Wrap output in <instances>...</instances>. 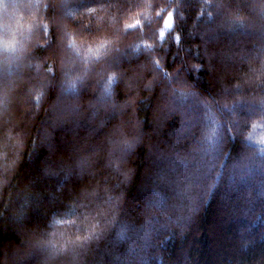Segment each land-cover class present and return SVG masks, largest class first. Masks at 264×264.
I'll return each instance as SVG.
<instances>
[{
	"label": "trees",
	"instance_id": "16d2710c",
	"mask_svg": "<svg viewBox=\"0 0 264 264\" xmlns=\"http://www.w3.org/2000/svg\"><path fill=\"white\" fill-rule=\"evenodd\" d=\"M26 22L0 63V264H264V0H0Z\"/></svg>",
	"mask_w": 264,
	"mask_h": 264
},
{
	"label": "clouds",
	"instance_id": "9594fccd",
	"mask_svg": "<svg viewBox=\"0 0 264 264\" xmlns=\"http://www.w3.org/2000/svg\"><path fill=\"white\" fill-rule=\"evenodd\" d=\"M89 11H91V9H89ZM168 19L169 20L171 19V12H169L168 14ZM136 23H139V20H137ZM125 26L129 27L131 25H125ZM32 27L33 25L28 22L23 24H15V25H0V63L13 64L25 58V56L30 51L29 45L32 42L30 35L32 32ZM108 43L109 41L101 42L98 45L97 49L95 50L91 46H89L86 49V52L90 54L92 59H99L101 55L100 49L105 48ZM67 47L71 52L75 53L77 56L81 55V47L80 45H78L76 38L72 34H69L68 36ZM85 67H87V64L85 65ZM49 71H51V69H49ZM80 79L81 77L79 74L67 75V79L65 81V87L75 88L77 82ZM115 80H116V73L115 72L108 73L107 81L104 85V90L110 91V88ZM124 142L127 143L128 141L125 140ZM54 223L56 225H61V224L72 223V221L55 220ZM95 227L96 226L94 225L93 228ZM53 235H55V233H53ZM75 239L76 241H81V240L86 241L90 239V234H85L84 236H76Z\"/></svg>",
	"mask_w": 264,
	"mask_h": 264
},
{
	"label": "rangeland",
	"instance_id": "374dc122",
	"mask_svg": "<svg viewBox=\"0 0 264 264\" xmlns=\"http://www.w3.org/2000/svg\"><path fill=\"white\" fill-rule=\"evenodd\" d=\"M17 71H18L17 68H15L13 74L16 75ZM76 114H77V113H76ZM96 115H97V111H96L94 114H92V122H93V119H95ZM92 122H91V120H90V122H89L90 125H88V128H87V129L89 130V133H88V134H92V133H94L93 130L96 129V127L94 128V126L91 125ZM90 126L93 127V128H91V129H93L92 131H91V129H90ZM104 126H105V125H104ZM87 129H86V130H87ZM83 131H85V130H83ZM91 132H92V133H91ZM85 133H86V132H85ZM72 136H73L74 138H78L76 134H75V135L73 134ZM83 136H84V135H83ZM90 136H91V135H89V137H90ZM84 137H86V136H84ZM84 137H83V138H84ZM79 138H80V137H79ZM108 139H109V141H110V138H108ZM108 139H107V140H108ZM83 140H86V138H84ZM112 141H113V140H112ZM84 142H85V141H84ZM107 142H108V141H107ZM86 143H87V142H86ZM86 143H85V144H86ZM98 143H99V142H98ZM85 144L83 143V146H85ZM123 146H124V145H122V147H123ZM37 239H38V238H37ZM42 241H43V240H42ZM38 242H41V240L39 239ZM41 243H42V242H41Z\"/></svg>",
	"mask_w": 264,
	"mask_h": 264
}]
</instances>
